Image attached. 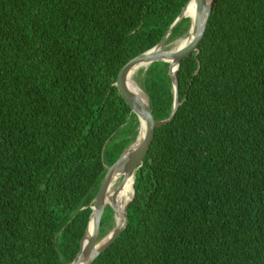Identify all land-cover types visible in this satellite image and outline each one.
Returning <instances> with one entry per match:
<instances>
[{"label":"trees","instance_id":"trees-1","mask_svg":"<svg viewBox=\"0 0 264 264\" xmlns=\"http://www.w3.org/2000/svg\"><path fill=\"white\" fill-rule=\"evenodd\" d=\"M188 1L0 0V264L75 259L106 168L138 134L118 74ZM175 69L138 80L156 122ZM176 79L125 227L91 264H264V0H216Z\"/></svg>","mask_w":264,"mask_h":264},{"label":"water","instance_id":"water-1","mask_svg":"<svg viewBox=\"0 0 264 264\" xmlns=\"http://www.w3.org/2000/svg\"><path fill=\"white\" fill-rule=\"evenodd\" d=\"M216 0H190L181 9L180 14L170 26L165 36L161 41L152 49L146 51L145 53L136 56L135 58L129 60L123 68L120 70L117 80L116 87L120 93L121 98L130 107L132 113L135 115L138 121V134L135 141L125 149L119 158L110 166L106 168V173L100 183L97 194L92 201V213L85 229L84 235L79 242V250L75 259L70 264H91L98 256L105 252L118 238L120 233L125 227L127 206L132 201L134 196V179L136 172L142 166L143 158L147 154L151 142L154 137L155 128L162 124L169 123L174 114L175 109L178 106L176 104L177 99V79L176 72L179 68L180 61L188 57L191 53L197 52V46L202 39L204 32L207 27L208 19L211 14L212 8L215 5ZM190 4L195 5V16L193 20L187 15L188 6ZM189 18V28L187 31L188 42L181 46L179 49L173 51L167 50L171 49L169 45L166 44L168 38L170 37L174 28L183 20ZM175 48V47H174ZM172 48V49H174ZM156 62L163 63H175L176 69L174 71V83H175V96H174V106L170 116L161 122H156L153 119L150 106L148 104V98L145 95L147 102H142L136 94H134L128 88V75L130 71L141 64H145V69ZM141 123L144 124L143 133H140ZM118 172H124L121 187L125 184L126 180L133 177V195L131 199L123 206L120 212V221L116 227H112L110 232L101 240H98V234L100 230V222L102 215L106 208V203L104 201L106 190L114 174ZM112 211V222L114 221V210L109 207Z\"/></svg>","mask_w":264,"mask_h":264},{"label":"bare ground","instance_id":"bare-ground-1","mask_svg":"<svg viewBox=\"0 0 264 264\" xmlns=\"http://www.w3.org/2000/svg\"><path fill=\"white\" fill-rule=\"evenodd\" d=\"M209 1V0H206ZM194 4H190L188 6V9H191L192 7H194L195 9V5ZM187 15H190L189 12H187ZM195 16V14H194ZM190 17V16H189ZM194 17H191V19L193 20ZM188 42L187 36L180 38L177 40L176 43L173 44V46L171 47V49H167V50H175V49H179L181 46H184L186 43ZM175 47V48H174ZM174 48V49H172ZM146 67L145 64H141L138 65L136 67H134L129 75H128V88L138 96V98L146 103L147 99L144 95V93L140 90V88L137 86V84L132 80V76L140 70H144ZM143 129H144V124L141 123V128H140V133H143ZM123 176H124V172H118L116 174L113 175L109 186L106 190V194H105V198L104 201L106 203V207H111L114 210L115 216H114V221H113V227H116L119 224L120 221V212L123 208L124 205H126V203L131 199L132 195H133V177L128 178V182L126 180L125 185L128 183V187L126 185L125 187V192L123 194V197L121 195V184H122V180H123ZM119 178H120V183H119ZM120 185V187H119ZM123 191V190H122ZM131 191V194H130Z\"/></svg>","mask_w":264,"mask_h":264},{"label":"rangeland","instance_id":"rangeland-1","mask_svg":"<svg viewBox=\"0 0 264 264\" xmlns=\"http://www.w3.org/2000/svg\"><path fill=\"white\" fill-rule=\"evenodd\" d=\"M187 35V33L184 35V36H182V37H180V38H183V37H185ZM179 38V39H180ZM178 40V39H177ZM177 40H175V41H173L170 45H169V47L171 48L172 46H173V44L174 43H176L177 42ZM148 68V67H147ZM146 68V69H147ZM146 69H144V70H140V71H137L133 76H132V80L137 84V86L139 87V85H138V80L139 79H141L142 77H143V74H144V72L146 71ZM140 88V87H139ZM141 90V89H140ZM142 91V90H141ZM143 92V91H142ZM128 180L129 179H127V182H128ZM119 183H120V178H119ZM126 183V182H125ZM127 185V187L129 186L128 185V183L126 184ZM126 185L124 184L123 186H122V188H121V195H122V197H123V194H124V192H125V187H126ZM119 187H120V185H119ZM123 190V191H122ZM112 226H113V222H112ZM110 232V231H109ZM108 232V233H109Z\"/></svg>","mask_w":264,"mask_h":264}]
</instances>
